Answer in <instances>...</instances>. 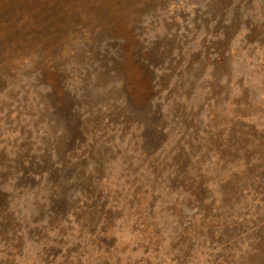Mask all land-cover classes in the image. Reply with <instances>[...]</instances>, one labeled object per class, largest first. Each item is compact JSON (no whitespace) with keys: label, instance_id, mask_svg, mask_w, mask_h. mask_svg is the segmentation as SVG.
<instances>
[{"label":"rangeland","instance_id":"rangeland-1","mask_svg":"<svg viewBox=\"0 0 264 264\" xmlns=\"http://www.w3.org/2000/svg\"><path fill=\"white\" fill-rule=\"evenodd\" d=\"M0 264H264V0H0Z\"/></svg>","mask_w":264,"mask_h":264}]
</instances>
